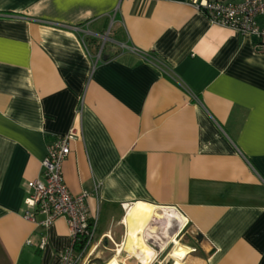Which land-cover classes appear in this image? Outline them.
I'll return each instance as SVG.
<instances>
[{
  "label": "crops",
  "instance_id": "crops-1",
  "mask_svg": "<svg viewBox=\"0 0 264 264\" xmlns=\"http://www.w3.org/2000/svg\"><path fill=\"white\" fill-rule=\"evenodd\" d=\"M73 127L64 181L89 192L99 240L126 207L154 205L179 214L189 246L172 264H264L256 37L189 0H0V264H59L71 245L63 217L44 227L23 212L47 144ZM125 241L122 264H143Z\"/></svg>",
  "mask_w": 264,
  "mask_h": 264
},
{
  "label": "built area",
  "instance_id": "built-area-1",
  "mask_svg": "<svg viewBox=\"0 0 264 264\" xmlns=\"http://www.w3.org/2000/svg\"><path fill=\"white\" fill-rule=\"evenodd\" d=\"M189 4L213 24L256 37L258 45L264 48V0H189ZM76 135L73 127L49 142L41 161L40 176L26 182L24 217L44 227L60 217L67 223L72 242L60 253L59 264H78L96 248L97 217L91 216L86 203L89 192L72 194L63 176L69 143ZM38 214L43 216L39 221ZM78 245L82 247L80 250Z\"/></svg>",
  "mask_w": 264,
  "mask_h": 264
},
{
  "label": "bare ground",
  "instance_id": "bare-ground-1",
  "mask_svg": "<svg viewBox=\"0 0 264 264\" xmlns=\"http://www.w3.org/2000/svg\"><path fill=\"white\" fill-rule=\"evenodd\" d=\"M132 211V208H130L125 218L126 222H124L129 223L133 230L129 238L133 244V254L143 251V254L147 257L153 258L157 251L151 246V244L153 245V242L156 243L154 241L156 239L158 242L162 243L161 248H165L169 241H173L175 246L172 248L169 255L175 260H182L184 258L189 250V246L180 243L174 238L176 230L178 229L179 214L177 212L172 209L153 205L152 207L146 208L141 216L136 215L135 220L140 223L137 225L132 217H130ZM152 214H156V217H154V221H151V224H148ZM160 239L163 240L160 241ZM147 241H150V243Z\"/></svg>",
  "mask_w": 264,
  "mask_h": 264
},
{
  "label": "rangeland",
  "instance_id": "rangeland-1",
  "mask_svg": "<svg viewBox=\"0 0 264 264\" xmlns=\"http://www.w3.org/2000/svg\"><path fill=\"white\" fill-rule=\"evenodd\" d=\"M132 207H134V206L126 207L125 213L123 212L124 215H123V218H122V224L117 225L116 229L113 230L112 234H110L109 237H105V238L99 240V238L96 235V237H95V239H96L95 240L96 248L94 249V251L86 254L83 258H81V260L78 262V264H104L105 262H107L112 257H116V259L119 262V264H122V259H123V257L127 256V254L124 251H121V252L117 253L116 249H117V245L121 243L122 239L126 240L125 241L126 245H129V246L133 245L132 242L129 239L130 237H128V235H127V232L132 231V227H131L130 224L127 223V225H126V223H125L126 222L125 218H126L128 212H129L130 208H132ZM137 213L138 212H135L133 214V212H131V216L130 217H132V216L136 217ZM140 213L141 212H139V214ZM155 215L156 214H152V217L149 219V223L148 224H151V221H154V219H155L154 217H156ZM132 219L134 220V222L137 225L140 224L138 221L135 220V218H132ZM175 235H176V233H175ZM174 238H176V237H174ZM177 238H176V240L179 241ZM196 239H198V238H197L196 235H194V240H196ZM154 241L157 242L156 239ZM147 242L150 243V241H147ZM169 242L174 244L173 247L175 246V243L173 241H169ZM180 243H182V242H180ZM153 245L158 247L160 244H157V243L153 242ZM173 247H171V245L169 244L164 249V251L161 253L160 258H157V255H158L159 251L156 253V255L153 258H149L145 254H141L140 256L143 257L142 263L143 264H148V262H150V264H151L154 260H156L155 264H159V262H160V264H172L173 260L170 258L171 256L169 255V253H170V251L172 250ZM158 248H161V246H159ZM131 260L133 262H136L135 259L131 258Z\"/></svg>",
  "mask_w": 264,
  "mask_h": 264
},
{
  "label": "trees",
  "instance_id": "trees-1",
  "mask_svg": "<svg viewBox=\"0 0 264 264\" xmlns=\"http://www.w3.org/2000/svg\"><path fill=\"white\" fill-rule=\"evenodd\" d=\"M77 248L80 250L82 247L78 245Z\"/></svg>",
  "mask_w": 264,
  "mask_h": 264
}]
</instances>
